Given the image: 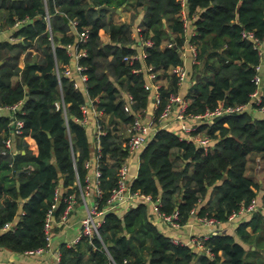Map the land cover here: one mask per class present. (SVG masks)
Wrapping results in <instances>:
<instances>
[{"label": "trees", "instance_id": "trees-1", "mask_svg": "<svg viewBox=\"0 0 264 264\" xmlns=\"http://www.w3.org/2000/svg\"><path fill=\"white\" fill-rule=\"evenodd\" d=\"M130 1L135 2L130 18L120 23L113 20L115 12L99 8H119ZM187 5V13L195 17L190 41L198 48V62L189 64L190 82L183 91L172 72L183 62L181 48L187 39L180 0H0V23L10 27L16 18L29 19L12 33L20 40L0 37V105L22 102L24 134L37 143L35 152L19 138L18 151L3 153L10 118L0 113V226L14 225L0 232V247L17 253L46 247L47 213L56 204L53 214L59 220L65 208L63 200H56V189H62L61 197H79L77 180L83 188L86 185L85 162L94 150L88 128L78 119L87 96L75 87L74 78L62 75L59 82L56 73L57 66L63 71L71 65L67 45L78 39L72 20L78 21V32L88 34L81 44L87 55L80 58L88 77L87 93L100 99L99 108L106 113L100 120V209L128 158L127 128L152 99L144 87L146 67L154 68L161 83L156 120L171 93L181 92L189 103L187 113L193 115L220 102H251L261 61L254 39L264 41V0H187ZM136 27L141 28L140 37L154 44L143 59L129 63L124 57L139 50ZM102 29L108 34L106 42ZM250 32L254 39L247 35ZM169 42L171 47L166 46ZM127 93L135 98L130 111L124 108ZM61 98L66 112L55 105ZM198 130L211 138L208 148L168 128L158 129L141 151L131 182L133 191L149 199L106 212L101 237L83 235L77 243L62 244L59 264H264L261 212H254L234 232L219 228L257 197L260 186L247 174V164L251 155H259L264 163V114L247 109L216 117ZM155 201L161 213L178 211L182 225L196 212L216 218L219 229L204 249L175 243L153 220Z\"/></svg>", "mask_w": 264, "mask_h": 264}, {"label": "built area", "instance_id": "built-area-1", "mask_svg": "<svg viewBox=\"0 0 264 264\" xmlns=\"http://www.w3.org/2000/svg\"><path fill=\"white\" fill-rule=\"evenodd\" d=\"M181 3V20L183 22L185 35L187 36L185 44L181 48V56L183 59V62L177 66H175L172 70L174 74L178 76L179 79V85L180 89L185 91L187 89V84L190 82L189 75H188V68L190 63L198 62V48L195 45L193 41H190V37L195 34L194 28L192 26L193 19L189 14L187 13V0H180ZM47 10V9H46ZM45 19L48 23L47 29L50 33H52V28L50 26V13L48 10L45 13ZM29 19L28 18H16L14 23L8 27L7 29L10 31L9 40L10 41H18L21 39V37H16L12 33L14 30H16L18 27L25 24ZM71 25L73 26V29L77 31L78 39L75 43H69L67 45V52L70 55L71 59L75 61V67H67L63 71L59 69V67H56V73L57 77L59 79V82L61 80V76L65 75L67 77H72L75 79L74 85L77 88L83 89L86 93V101L81 105L82 114L83 116L78 119L80 123H82L84 126L87 127L88 118L92 117L95 120L96 125V138L95 141H92L93 145V154L89 160L85 162L86 168L89 169V172L86 176V185H81L79 179L77 180V185L79 186L80 195L77 197L74 193L67 194L63 197L62 195V189L58 187L56 189V200L61 201L63 200L65 202V208L62 212V215L59 220L55 219V216L53 214L54 209L56 208V204L52 206V208L47 213L45 224H44V230L46 233V238L48 240V244L46 247L38 248L35 250H29L27 253H35V254H42L45 251L48 250L50 240H51V234H52V228L56 221L65 223L72 212L76 210V207L81 201V203L86 208V215L84 218H82L81 221V230L78 233V235L75 237V239L72 241V244L77 243L83 235H89V236H97L101 237L100 235V227L103 222V218H99V216H103L106 212L109 211H120L125 207H129V204H132V201L140 198V199H146L149 198L139 194L136 191H133L131 189V182L127 180V173H128V163L127 161L121 166L119 170L120 178L118 180L117 186L111 191V194L109 198L107 199L106 205L104 208L100 209V201L99 198L102 195V190L99 186V176L101 175V167H100V157H101V151H100V141L99 136L103 133L101 130L100 120L103 119L106 116L105 111L102 108H99L100 99L98 97L92 98L88 95L86 90V82H87V75L83 73L84 66L80 63V58L82 56L87 55V51L84 47H81V44L85 43L87 40V32H78L77 26L78 21L72 20ZM0 31H2V28L0 26ZM141 28L136 27L135 29V36H137V46L138 51L136 53H133L131 55H127L124 57V60H126L129 63H133L134 61L138 59H143L146 56V49L148 47L153 46L154 41L151 38H142L140 37ZM250 38L254 39L253 33L247 34ZM255 40V47L258 49L260 55H261V61L256 66V73L253 77V81L255 82L257 89L255 92L252 93V100L250 103L246 104H234V105H225L223 102H220L217 107L214 109H207L205 112L193 115L188 114V101L186 98L181 94V92L178 93H171L168 97V100L163 106L162 111L160 112L159 118L156 120V110L159 108V106L162 103L160 89H161V83L157 81V72L154 71L153 67H146L147 71V80L144 83L145 89L151 91L152 93V99L150 100L149 104L152 105L148 107L142 112L137 113L130 124V126L127 128L128 133V139L125 141V145L129 150V155L131 153H137L140 156L141 151L146 147V145L149 143V141L154 137V134L156 131L160 128H166V122L165 120L167 117H169L171 114H175L176 118L181 120V128H180V138L184 140H193L196 143H198L203 148H208V146L211 144L212 140L209 136L204 135L201 133V131L198 130L199 126L203 123H211V121L216 117H223L226 115H231L235 113H241L247 109H249V106H252L255 110L261 112L264 114V92H263V81H264V41L254 39ZM173 45L172 42H169L166 44V46L171 47ZM189 60V61H188ZM140 70V69H139ZM138 71V70H135ZM181 90V91H182ZM126 103H125V110L130 111L132 105L135 102V98L132 94L127 93L125 95ZM55 105L58 109L62 108L64 112H66V104L61 98L60 100H57L55 102ZM255 105V106H253ZM150 109V115H148V111ZM8 111V116L10 118L9 121V134L5 137L3 144H4V150L3 153H11L15 150V143L16 140L19 138H27L29 135L24 134V121L20 117L24 111L22 110V102H19L17 104H14L12 106H2L0 105V113ZM191 119L195 120L198 123H187L186 120ZM128 155V156H129ZM93 192L94 193V203L92 205L88 204V196L89 194ZM153 205L154 213L157 215L159 219L164 220L166 224H168L170 227L178 229L182 227V224L179 222V213L178 211H174L171 214H164L161 213L159 210L160 203L158 201L151 202ZM259 211V205L258 202L255 199L251 201L248 205H244L239 209L238 211L233 212L229 220L234 219L239 214H253L254 212ZM196 221L200 223L201 225L208 226L210 228L218 229L219 221L214 217H205V216H197ZM14 225L12 223H7L3 226H0V232H4L10 229H13ZM210 233H205L202 235H193L190 237L187 241H183L180 238L172 237L171 240L175 243L179 244H190L197 249H204L206 248L205 243L211 236ZM60 260V251L57 252V258L56 263L59 264Z\"/></svg>", "mask_w": 264, "mask_h": 264}, {"label": "crops", "instance_id": "crops-1", "mask_svg": "<svg viewBox=\"0 0 264 264\" xmlns=\"http://www.w3.org/2000/svg\"><path fill=\"white\" fill-rule=\"evenodd\" d=\"M134 4H135L134 1H130L129 3L125 4L123 7H120V12H115L113 14V20L117 23L129 20ZM0 24L2 28V31H0V34L2 35H0V37L9 40L10 31L7 29L8 26L6 24H3V22ZM100 35L103 41L105 42L108 41V34L103 29L100 31ZM188 64H190V61L188 62ZM20 65L23 66V61H21ZM70 67L72 68L75 67V61L73 59H71ZM151 105L149 104V107ZM249 110L253 111L254 113L259 112V111L257 112L252 106H249ZM3 113L8 114V111H4ZM148 115H150V109L148 111ZM165 122L167 124L166 128L173 130L177 133H180L182 121L177 119L174 113L171 114L169 117H167ZM186 122L191 124L198 123L197 121L191 119L186 120ZM87 128L89 130L91 141L93 140L95 141L97 130L95 125V120L92 117L88 118ZM17 140L15 143V150L18 151L19 148L17 146ZM25 140L29 143L30 148H32L36 152L37 143L35 139L29 136L25 138ZM259 159H261L259 155H251L249 157V161L247 164V174L259 183L260 187L257 189L256 200L259 205V212H261L264 215V202L262 199L264 193V177H260V178L255 177V175L251 173L252 172L251 168H253V166L250 165L251 163L256 164V162H259ZM126 161L128 163V173L126 178L129 182H132V180L137 175L136 168L138 167L139 164V155L137 153H131ZM87 199H88L87 200L88 204L92 205L94 203V193L91 192ZM139 200L141 199L137 198L133 200L132 204H129V207L133 204H136ZM151 208L153 210V220L156 221V223L162 225L164 230L167 231V233L171 237H177L182 239L183 241H187L193 235H202L205 233H210V232L213 233L217 231V229L215 228H210L208 226H204L198 223L196 221V217H197L196 212L193 213V216L188 223L182 225V227L178 229L172 228L157 217V215L154 213L152 203H151ZM85 215H86V208L81 203V201H79L76 210L71 213V215L69 216L68 220L65 223L62 222L60 223L58 221L54 223L52 228L51 240L47 251H45L42 254L27 253V252L17 253L7 248L0 247V264H55L57 258V252L60 250V246L62 244H67V245L72 244V241L75 239V237L78 235V233L81 230V221L82 218L85 217ZM101 217L102 216H99V218ZM250 217L251 214H239L238 216L228 221L227 223H223L219 228L227 232H234L240 223L248 221ZM248 229L251 230L250 227H248Z\"/></svg>", "mask_w": 264, "mask_h": 264}, {"label": "rangeland", "instance_id": "rangeland-1", "mask_svg": "<svg viewBox=\"0 0 264 264\" xmlns=\"http://www.w3.org/2000/svg\"><path fill=\"white\" fill-rule=\"evenodd\" d=\"M0 35H2V34H0ZM256 164H253V163L250 164L251 166H253V168H251V170H252L251 173L254 174L255 177H257V178L264 177V163H263V161L261 159H259V162H256ZM137 170H138V167L136 168V171ZM102 217H104V216H102Z\"/></svg>", "mask_w": 264, "mask_h": 264}, {"label": "water", "instance_id": "water-1", "mask_svg": "<svg viewBox=\"0 0 264 264\" xmlns=\"http://www.w3.org/2000/svg\"><path fill=\"white\" fill-rule=\"evenodd\" d=\"M99 8H105V9H108L110 11H113V12H120V7L119 8H112V7H109V6H106V5H103ZM2 61H0V65H1Z\"/></svg>", "mask_w": 264, "mask_h": 264}]
</instances>
